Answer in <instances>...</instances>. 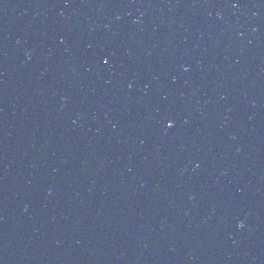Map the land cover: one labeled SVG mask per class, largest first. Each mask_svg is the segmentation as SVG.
Returning a JSON list of instances; mask_svg holds the SVG:
<instances>
[{
  "label": "water",
  "instance_id": "1",
  "mask_svg": "<svg viewBox=\"0 0 264 264\" xmlns=\"http://www.w3.org/2000/svg\"><path fill=\"white\" fill-rule=\"evenodd\" d=\"M0 264H264V0H0Z\"/></svg>",
  "mask_w": 264,
  "mask_h": 264
},
{
  "label": "snow or ice",
  "instance_id": "2",
  "mask_svg": "<svg viewBox=\"0 0 264 264\" xmlns=\"http://www.w3.org/2000/svg\"><path fill=\"white\" fill-rule=\"evenodd\" d=\"M103 62H104L105 64H107L109 61H108L107 59H105ZM167 126H168L169 128H172L174 125H173V123L169 122Z\"/></svg>",
  "mask_w": 264,
  "mask_h": 264
},
{
  "label": "clouds",
  "instance_id": "3",
  "mask_svg": "<svg viewBox=\"0 0 264 264\" xmlns=\"http://www.w3.org/2000/svg\"><path fill=\"white\" fill-rule=\"evenodd\" d=\"M242 226V225H241Z\"/></svg>",
  "mask_w": 264,
  "mask_h": 264
}]
</instances>
